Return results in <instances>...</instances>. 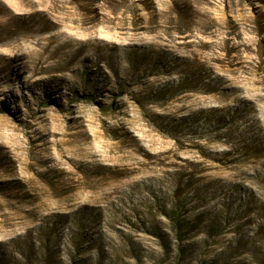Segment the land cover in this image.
I'll list each match as a JSON object with an SVG mask.
<instances>
[{
  "label": "rangeland",
  "instance_id": "rangeland-1",
  "mask_svg": "<svg viewBox=\"0 0 264 264\" xmlns=\"http://www.w3.org/2000/svg\"><path fill=\"white\" fill-rule=\"evenodd\" d=\"M0 264H264V0H0Z\"/></svg>",
  "mask_w": 264,
  "mask_h": 264
},
{
  "label": "bare ground",
  "instance_id": "bare-ground-1",
  "mask_svg": "<svg viewBox=\"0 0 264 264\" xmlns=\"http://www.w3.org/2000/svg\"><path fill=\"white\" fill-rule=\"evenodd\" d=\"M10 22V21H9Z\"/></svg>",
  "mask_w": 264,
  "mask_h": 264
}]
</instances>
